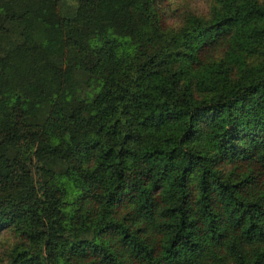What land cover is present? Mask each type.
<instances>
[{
  "label": "trees",
  "instance_id": "16d2710c",
  "mask_svg": "<svg viewBox=\"0 0 264 264\" xmlns=\"http://www.w3.org/2000/svg\"><path fill=\"white\" fill-rule=\"evenodd\" d=\"M163 1L0 0L3 264H264V0Z\"/></svg>",
  "mask_w": 264,
  "mask_h": 264
},
{
  "label": "rangeland",
  "instance_id": "374dc122",
  "mask_svg": "<svg viewBox=\"0 0 264 264\" xmlns=\"http://www.w3.org/2000/svg\"><path fill=\"white\" fill-rule=\"evenodd\" d=\"M165 14L163 24L165 29H176L182 23L184 16L196 15L208 18L215 9L214 0H164ZM226 41H221L215 45L205 47L201 56L206 55L212 59L219 58L224 52ZM15 230L8 227L0 230V264L6 262L14 244L18 240Z\"/></svg>",
  "mask_w": 264,
  "mask_h": 264
}]
</instances>
